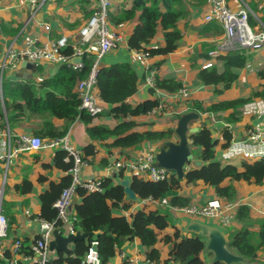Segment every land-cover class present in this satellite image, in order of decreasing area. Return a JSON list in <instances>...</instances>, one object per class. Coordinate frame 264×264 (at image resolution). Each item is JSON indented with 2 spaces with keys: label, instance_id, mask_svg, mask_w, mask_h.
<instances>
[{
  "label": "crops",
  "instance_id": "crops-1",
  "mask_svg": "<svg viewBox=\"0 0 264 264\" xmlns=\"http://www.w3.org/2000/svg\"><path fill=\"white\" fill-rule=\"evenodd\" d=\"M226 1L234 11L241 7L247 8L249 13L248 19L250 18L252 21V24L249 23L252 29L264 30V23L262 22L264 12L262 13L259 10L254 0ZM37 3V10L34 14H31L30 5L27 0H0V26L4 24L6 31L5 33L2 32L0 27V60L9 48L15 50L25 48L26 41L29 38L46 41L47 39L67 36L69 37V46L73 47L75 44L74 39L78 35L79 28L92 14L98 11L97 0H37ZM131 6L132 0H111V11L108 12L107 18L109 29L111 32L118 34L122 38V41L119 42L115 49L100 60V68L129 63L137 76V90L125 102L134 108L145 101L155 100L165 104L166 110L169 113L156 118H149L146 114H140L138 116H126L115 120L106 115V112L113 105L103 102L99 97L98 89L95 88L97 104L101 107L102 112L94 116L91 126H105L113 129L123 122H132L134 126L131 132L143 133L146 131L174 130L178 115L187 113V110L195 102H199L206 107L224 101L246 98L264 84V79L259 77V73L264 74V61L262 62L259 59V57L264 59V48L255 52L245 51L247 61L244 67L235 71L237 80L228 89L222 90L221 86H204L197 83L196 76L199 71L198 69L202 68L205 64L203 57L206 56V48L209 45L215 47L216 41L223 35L222 27L217 22L211 21L214 23L208 24L209 22L204 21V17L209 12L207 0H185V7L188 14L187 17L180 19L176 24L177 29L181 32L182 38L180 45L174 52L163 56H152L145 62L137 61L133 51L129 50L127 41L135 26L139 23L140 13L136 12L135 17L131 20L123 23H115V19L122 16L124 11L131 10ZM43 24L50 26L49 32L43 30ZM15 30L17 31L14 33ZM163 45L162 31L159 27L156 36L148 45H145V48L150 49ZM20 64L14 68L5 69L2 73L0 70V130L10 132L11 148L17 146V141L22 135L38 136L42 139L50 140L53 138L49 137L50 134H59L66 131L64 136L69 138V142L82 155L84 154V148L89 145L94 146L93 155L86 158L83 157L86 162L81 168L80 180L84 182L112 178L115 180V184H119L120 178H113L114 174L108 170V166L112 162L116 160H133L139 153L150 151L154 153L157 151V149L154 151L153 147L158 148V144L160 143H142L131 148L120 149L108 146L114 141V138L103 143L101 141H93L88 136L85 125L78 119L72 123H68L65 120L52 117L51 114H33L24 108V101H17L22 106V109L14 111V102L12 99L4 97V84L13 86L16 83H32L37 87L38 92L42 96L44 90L39 89L40 83L54 76L61 66L41 62L36 63L35 71H27L21 68ZM213 65L219 71L222 70V63L217 58L214 59ZM248 65L250 66L247 67ZM146 67L155 69V79L174 78L180 81L182 87H187L190 91V104L186 105L184 102H181L174 95L175 93L170 94L147 86L145 83V77L147 76ZM35 76L37 77L35 78ZM245 78H250L251 86L249 87H252V85L257 86L254 78H260L258 89L253 88L249 92L244 93V87H246L244 84ZM239 81L242 82L239 86L243 88L235 86L236 82ZM151 89H154L153 93ZM217 90H222V92L218 93ZM74 91L77 93L76 84ZM239 91L241 92L240 94L237 93ZM246 106L247 108L244 106L241 108V111L238 110V119L235 122H229L227 120L231 112L229 110L219 113L200 114L199 120L190 124L198 128L204 126L210 130L211 137L216 142L214 159L221 164V167L233 166L240 170L241 165L244 163V161L238 158H234V160L229 162L220 160L222 150L225 148L223 147L225 144L223 138L224 131L226 129L229 130L230 143L231 141L245 137L247 130L252 127L264 123V99H254ZM173 140H175L174 134L170 141ZM191 148L193 153L198 151L200 155V148L192 145ZM59 151L61 150L55 147H46L39 151L19 153L9 159L7 168L0 162V188H2L0 205L8 221L13 220L9 224L7 238L0 240V264H8L7 260L10 258V254H12L11 249L15 240H21L22 245L24 240H26V246L23 247H29L36 239L38 226L29 220L25 212L29 210L32 214H40V195L49 189L51 182L58 183L61 178L70 173V171L67 173L63 169L54 167L53 161L56 153ZM1 153L2 146L0 144ZM198 157L196 159L199 160ZM191 168L196 167L191 164ZM4 173L6 181L3 180L1 183ZM122 174L124 175L123 179L130 180L133 177L131 173L126 171L122 172ZM25 179L32 185V190L27 193H23L17 189ZM228 185H231L235 191L234 200L220 198L213 187L205 185L202 181H198L195 184H186L184 181H181L180 189L178 190L179 196L190 200L188 206H203L208 200L218 198L235 202L238 204V207L246 205L249 208V218L241 220L238 218L237 207L235 219L229 228L220 227L211 220H201L203 223L222 230L227 242L228 235L234 230L247 228L249 231L257 233L259 231L258 221L264 217V180L260 185H256L253 182L243 180L233 181L230 179H226L221 183L222 187ZM143 200L138 198L134 202L125 196L120 205L121 207L112 210L113 217L123 216L127 220H130L131 216L139 210L155 211L157 209H163L168 212L172 227L168 226L160 232L159 239H162L166 235H172L175 230H178L182 237L189 238L195 235V233L187 230V225L194 221V218L188 217L171 207L168 208L169 206L165 207L160 205L157 200L145 203ZM80 203L81 198L75 193L72 198L70 215H75L74 206ZM122 205H125L126 208H122ZM154 248L160 252V260L162 262L168 257L171 244H165L159 240ZM6 253H9V256ZM58 254L56 252L51 253V264L58 258ZM255 254L256 257H252L251 259L245 257L249 260V264H264V251L260 250ZM212 257L211 253H207L204 250L200 253V259L203 264H211ZM129 258L133 259V264H146L145 248L138 239L125 242L120 248H117L114 257L108 264H121ZM15 259L22 263L21 258L18 256Z\"/></svg>",
  "mask_w": 264,
  "mask_h": 264
},
{
  "label": "trees",
  "instance_id": "trees-1",
  "mask_svg": "<svg viewBox=\"0 0 264 264\" xmlns=\"http://www.w3.org/2000/svg\"><path fill=\"white\" fill-rule=\"evenodd\" d=\"M139 12V23L135 26L131 36L127 41L129 50L144 49L149 56H163L174 52L181 43V32L177 29V22L187 17L185 0H132L131 10L124 11L122 16L115 19V23H123L135 17ZM249 23L252 24L250 18ZM264 23V19L262 21ZM214 22H209L211 24ZM1 31H5L4 24H1ZM161 28L164 45L146 49L150 41L156 36L158 28ZM208 27V26H207ZM209 28V27H208ZM219 28V27H218ZM17 30L14 31V33ZM215 47L209 45L206 48V56L203 57L205 63L210 59L208 52ZM73 48L68 46L63 54L71 56ZM217 60L222 63V70L219 71L215 65L209 68H199L196 81L204 86H221L222 90L228 89L236 80V70L244 67L247 57L245 51L230 52L219 56ZM90 68L88 59H83V68L74 70L67 64H62L58 72L43 80L39 89L44 90L43 95L38 92L37 87L32 83H16L13 86L3 85L4 97L10 98L14 102L13 110L18 111L22 106L17 101H24V108L33 114H51L52 117L65 120L72 123L79 120L86 127L88 136L93 141L101 143L111 140L109 147L131 148L142 143H163L170 141L174 134L173 129L167 131H146L143 133L131 132L134 124L132 122H123L115 128L110 129L105 126H91L94 116L80 109V100L74 91L76 82L86 76ZM259 77L264 79V74L259 73ZM96 88L99 91V97L105 103L113 105L106 112L108 117L118 120L126 116H138L145 114L158 104L155 100L145 101L134 108L128 105L125 100L133 95L137 90V76L134 69L128 63L115 64L107 68H100ZM182 88L180 81L174 78L155 79V88L166 93H176ZM151 89V92H154ZM222 90H217L221 93ZM264 99V84L256 91H253L246 98L224 101L217 104L204 107L201 103L195 102L189 110L204 113H219L231 110L228 121H237L238 110L250 104L254 99ZM182 114L178 115V119ZM130 131V132H129ZM66 131L59 134H50L49 137L61 138ZM227 147L230 140L229 130L223 133ZM190 144L200 148L199 160L200 167L191 168L185 172L183 179H178L175 175H169L164 181L151 182L139 179L135 176L130 179V187L140 200L168 199V208L185 207L189 205L190 200L178 195L181 181L186 184H195L202 181L205 185L215 189L216 194L227 200H234L235 191L231 185L222 187L221 183L230 179L233 181L253 182L260 185L264 180V160L252 163L244 162L241 169L233 166H223L214 159V147L216 142L211 137V132L206 127L201 126L198 132L189 136ZM158 144V145H160ZM93 145L83 149V157L93 155ZM67 154L64 151L56 153L53 165L57 169H63L69 173L73 167L72 159L65 162ZM120 179L124 178L122 173L117 175ZM114 179H104L101 192H86L83 188L76 189V195L81 198V203L74 206V212L77 216V230L81 228L82 232L94 233V237L86 240L77 241L74 249L66 258L62 253L53 264H80L84 258L89 243L95 239L98 242L97 251L101 264H108L114 257L116 249L120 248L125 242H131L138 239L145 248L146 259L153 264H203L200 259V253L204 249V240L198 236L182 237L178 230L172 235H166L159 239V233L165 230L170 223L168 212L163 209L155 211L139 210L135 212L130 220L125 217H113L112 210L120 208L125 198L123 188ZM72 176L67 174L60 179L58 183L51 182L49 189L40 195V216L47 221H55L57 210L53 207L54 202L59 198L63 189L71 185ZM17 189L23 193L30 192L32 185L26 179ZM123 206V205H122ZM122 208H126L124 205ZM238 218L246 220L249 218V208L246 205L238 207ZM12 219L9 220L12 223ZM59 225V222H57ZM259 231L257 233L249 231L247 228L234 230L228 235V248L233 253L251 259L253 255L264 251V217L258 221ZM98 235V237H96ZM161 240L165 244H171L168 257L161 262L160 252L154 248L157 242ZM27 241L24 240L23 246ZM24 250L26 247H23ZM9 253H6L8 255ZM9 256V255H8ZM121 264H128L124 261Z\"/></svg>",
  "mask_w": 264,
  "mask_h": 264
},
{
  "label": "built area",
  "instance_id": "built-area-1",
  "mask_svg": "<svg viewBox=\"0 0 264 264\" xmlns=\"http://www.w3.org/2000/svg\"><path fill=\"white\" fill-rule=\"evenodd\" d=\"M30 5L31 14L37 10V0H27ZM98 11L92 14L87 21L79 28L78 35L74 39L73 53L66 56L63 51L69 46L67 36H61L56 39H47L39 41L37 38H29L23 49L15 50L9 48L0 60L1 73L8 68H14L21 62L30 63L48 62L56 65L67 64L74 70L83 68V59H88L90 68L86 76L79 79L76 83L77 96L80 100V109L86 111L92 116L102 112L97 104V95L95 93L97 75L100 69V60L109 52L115 49L122 38L111 32L108 25V8L111 6V0H97ZM209 12L204 17L205 22H217L223 30V35L216 41L215 48L208 52L210 59L202 66L203 69L213 65L214 59L221 55L236 51H258L264 48V30H254L249 24V13L247 8L241 7L236 11L232 10L226 0H207ZM45 32H49L50 26L43 24ZM135 59L145 62L149 53L144 50H131ZM74 57H80L81 62L69 64L68 60ZM248 65L247 67H249ZM145 83L150 88H155V69L148 68ZM174 95L186 105L190 104V91L187 87H182ZM166 105L158 102L156 106L146 112L149 118H156L167 115ZM11 134L9 131L0 130V144L2 153L0 162L8 167L9 159L16 154L30 151H39L46 147H55L66 152L65 161L72 159L73 167L70 170L72 176L71 185L63 189L59 198L54 202L53 207L57 210L55 221H47L40 214H32L29 210L25 212L29 220L38 226V235L31 246L24 250L22 241L15 240L12 245V254L7 260L8 264H51L49 242L52 239V232L58 229L64 235L75 234L77 231L78 219L76 215H70L72 207V198L77 188H83L86 192H101L103 180L81 181L80 172L86 160L70 142L67 136L55 139H42L38 136L22 135L17 141V146L11 148ZM238 158L241 161L251 163L264 160V123L247 130L246 136L231 141L226 148L222 150L220 160L229 162ZM108 170L114 175L122 172H129L132 176L151 182L164 181L169 174L160 168L154 167L153 152L139 153L133 160H116L108 166ZM2 188H0L1 203ZM155 200L144 199L143 202H153ZM160 205L168 206V199L157 200ZM238 204L232 201H225L218 198L208 200L203 206H185L171 207L188 217L199 220H211L220 227L229 228L235 219ZM59 222V225H57ZM9 221L3 214L0 205V240L8 236ZM98 242L93 239L87 248L84 258L80 264H101L97 251ZM21 258L22 263L15 257ZM128 264H133V259L126 260ZM146 264H153L146 260Z\"/></svg>",
  "mask_w": 264,
  "mask_h": 264
},
{
  "label": "water",
  "instance_id": "water-1",
  "mask_svg": "<svg viewBox=\"0 0 264 264\" xmlns=\"http://www.w3.org/2000/svg\"><path fill=\"white\" fill-rule=\"evenodd\" d=\"M79 62H81V58L74 57L68 60L67 63L74 64ZM20 66L27 71L36 70L35 63L23 61ZM199 118L200 114L194 111L181 115L174 129L175 140L161 143L157 151L153 153L154 167L164 169L169 175H175L181 180L185 172L190 170L191 164L195 167L201 166V160L196 159L199 156V152L196 151L193 153L189 139L190 135L199 130L198 127H193L190 124L198 121ZM117 177L116 175L113 176V178ZM119 185L123 188L125 196L130 201L135 202L138 200L137 195L130 187L129 179H120ZM187 230L204 239L203 250L211 253L213 256L211 264H249L247 258L229 251L225 234L219 228L203 223L199 219H194V221L187 225ZM94 235V233L82 232L81 228L75 234L67 235L62 234L58 229H54L52 239L49 242V250L50 252L62 253L63 257L66 258L70 251L74 249L77 241L86 240L89 237H94ZM253 257H256V254ZM50 263H52L51 259Z\"/></svg>",
  "mask_w": 264,
  "mask_h": 264
},
{
  "label": "rangeland",
  "instance_id": "rangeland-1",
  "mask_svg": "<svg viewBox=\"0 0 264 264\" xmlns=\"http://www.w3.org/2000/svg\"><path fill=\"white\" fill-rule=\"evenodd\" d=\"M255 1V3L257 4V6H258V8H259V10L263 13L264 12V0H254ZM108 11L110 12L111 11V7H109L108 8ZM38 16H39V14H38ZM259 59L260 60H262V62L264 61V59H262L261 57H259ZM261 79L260 78H254V81L257 83V86H255V85H252V87H249V86H251V83H250V78H245V82H244V84L246 85V87H244V93L245 92H249L250 90H252L253 88H256V89H258V87H259V81H260ZM240 83H242V82H236V84H235V86L236 87H239V88H243V87H241V86H239L240 85ZM248 86V87H247ZM215 93V92H214ZM237 93H241L240 91L239 92H237ZM246 108H247V106H245ZM245 110V109H244ZM153 149H154V151L157 149V147H153ZM3 180L4 181H6V177H5V173L3 174V176H2V181H1V183L3 182ZM170 225V227H172V224L171 223H169Z\"/></svg>",
  "mask_w": 264,
  "mask_h": 264
}]
</instances>
